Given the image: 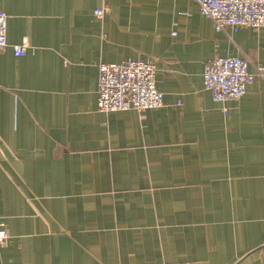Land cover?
<instances>
[{"label": "crops", "instance_id": "1", "mask_svg": "<svg viewBox=\"0 0 264 264\" xmlns=\"http://www.w3.org/2000/svg\"><path fill=\"white\" fill-rule=\"evenodd\" d=\"M0 10V264H264V78L225 103L202 82L215 57L264 66V27L216 31L192 0ZM125 59L155 62L160 107L97 109L98 64Z\"/></svg>", "mask_w": 264, "mask_h": 264}, {"label": "built area", "instance_id": "2", "mask_svg": "<svg viewBox=\"0 0 264 264\" xmlns=\"http://www.w3.org/2000/svg\"><path fill=\"white\" fill-rule=\"evenodd\" d=\"M200 13L212 21L216 31L236 32L241 27L259 30L264 27V0H192ZM97 17L104 7L93 11ZM8 15L0 10V53L8 45L6 21ZM30 48L26 41L13 45L15 55H25ZM251 60L243 56H219L208 59L203 66V87L214 101L225 103L239 99L255 77L264 78V66L256 63L255 73L249 72ZM156 65L152 60L125 59L119 62H100L97 76V109L102 112L136 109L144 111L160 107L163 93L156 84ZM227 112V108H222ZM9 232L0 219V247Z\"/></svg>", "mask_w": 264, "mask_h": 264}]
</instances>
